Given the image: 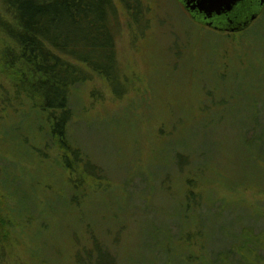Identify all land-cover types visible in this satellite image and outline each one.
<instances>
[{"label":"rangeland","instance_id":"obj_1","mask_svg":"<svg viewBox=\"0 0 264 264\" xmlns=\"http://www.w3.org/2000/svg\"><path fill=\"white\" fill-rule=\"evenodd\" d=\"M114 1L122 78L89 70L71 89L75 171L36 102L0 97V211L13 224L0 264H89L97 243L102 264H188L185 248L205 264L264 242V4L230 36L179 0H138L139 13Z\"/></svg>","mask_w":264,"mask_h":264},{"label":"trees","instance_id":"obj_2","mask_svg":"<svg viewBox=\"0 0 264 264\" xmlns=\"http://www.w3.org/2000/svg\"><path fill=\"white\" fill-rule=\"evenodd\" d=\"M121 1L125 8L137 13L142 10L138 0ZM1 2L0 33L4 39H0V97L6 100L11 95L25 96L36 102L49 128L45 132L47 145L56 148L66 169L75 171L74 165L76 162L81 164L84 156L69 134L70 130L75 129L73 123L78 120L73 118V107L70 105L71 89L89 78L90 71L107 77L112 84L120 82L119 77L122 78L115 41V1ZM91 170L94 171V168ZM98 170L102 169L97 167ZM187 183L189 190L185 194L183 219L191 217L186 210L195 196L191 182ZM12 226L7 216L0 211V244L7 249L13 239ZM245 228L242 226L241 231ZM196 232L202 234L203 231L198 229ZM192 235V232L183 234V239L188 242L186 246H191L189 241ZM4 251L5 247L1 246L0 255ZM95 252L94 256L87 258V261L91 259L89 264H102L101 252L109 257L99 243L95 245ZM234 252L239 256L236 262L230 259ZM224 254L225 258L221 256V251L218 256L208 252L205 264H257L260 258H264V242L255 241L249 245L241 242L226 248ZM183 256L186 263L194 264V260L202 255L201 252L197 254L185 248ZM105 264H111L110 260Z\"/></svg>","mask_w":264,"mask_h":264},{"label":"flooded vegetation","instance_id":"obj_3","mask_svg":"<svg viewBox=\"0 0 264 264\" xmlns=\"http://www.w3.org/2000/svg\"><path fill=\"white\" fill-rule=\"evenodd\" d=\"M255 5H257L256 0H245L235 5L229 13L217 16L213 15L209 19H203L202 15L191 13L187 9H184L190 13V16L196 22H200L202 25H206L218 32L231 36L245 30L257 18L256 15L251 19L254 13H247Z\"/></svg>","mask_w":264,"mask_h":264},{"label":"water","instance_id":"obj_4","mask_svg":"<svg viewBox=\"0 0 264 264\" xmlns=\"http://www.w3.org/2000/svg\"><path fill=\"white\" fill-rule=\"evenodd\" d=\"M182 6L191 13L202 15L203 19H209L213 15L229 13L235 5L245 0H179ZM248 1V0H247ZM258 6L264 4V0H256ZM257 14L251 16V19ZM250 19V20H251Z\"/></svg>","mask_w":264,"mask_h":264}]
</instances>
